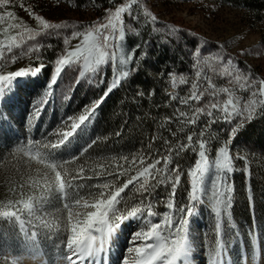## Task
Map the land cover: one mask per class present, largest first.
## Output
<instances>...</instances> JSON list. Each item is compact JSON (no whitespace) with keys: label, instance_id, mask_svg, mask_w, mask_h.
Listing matches in <instances>:
<instances>
[{"label":"snow or ice","instance_id":"1","mask_svg":"<svg viewBox=\"0 0 264 264\" xmlns=\"http://www.w3.org/2000/svg\"><path fill=\"white\" fill-rule=\"evenodd\" d=\"M10 3L11 0H0V25L7 23L6 27L0 28V105L12 94L18 79L34 78L47 68V64L42 62L41 51L52 48V44H45L41 37L62 38L65 47L54 61L53 72L42 97L33 105L34 112L28 118L29 125L32 118H38L43 108L52 102L54 89L64 79L66 69L78 70L74 86H78L81 81L96 86L104 84L101 73L108 66L112 67L113 79L103 95L86 106L82 113L64 119L54 142L28 139L13 147L11 155L23 160L29 169L33 163L39 166L36 168L39 179L29 175L26 181L38 194L24 198L21 192L20 199L0 202V219L14 225L24 241L33 247L38 246L41 235L52 233L60 237L57 244L63 250L60 264H110L108 256L113 241L122 225L130 220L136 221L138 228L131 234L129 246L125 249L120 264H190L189 221L197 211L198 204L210 202V210L215 218V240L210 264H227V238L222 225L225 217L231 220L234 184L229 183V174L235 171V160L245 159L239 154L234 156L230 145L245 122H250L258 113H264V79L254 77L250 72H243L231 57L225 60L222 53L202 56L200 48H196L193 53L196 80L191 83L186 95L170 94V99L178 101L187 111L177 107L173 116L165 117L161 123V127H164L165 123L176 121L178 131L183 133L189 126L197 125L201 116L208 117L207 125L199 132L192 130L187 134L186 143L171 145L168 140H164L168 146L167 155L156 158L140 153L133 155L131 159L128 156H112L100 157L92 163L87 160L77 163L100 140V137H96L87 142L78 153L60 159L57 157V150L66 148L92 123L96 109L136 70L133 66L134 57L141 45L126 49V31L136 35L140 33L132 24L125 23L124 15L127 14L132 21L139 20L133 6H141L142 0H126L116 6L115 10L106 9L104 22L89 25L50 23L26 8L41 26L40 31L23 23L8 22L15 18L14 12L7 11ZM143 15L146 22H157V17L147 8L143 9ZM69 28L72 29L70 35L66 34ZM12 29L18 31L10 34ZM164 29L169 35L173 31H181L168 25ZM77 38L80 42L70 48L71 40ZM32 54H36V59L41 61L39 64L5 72L9 64H15ZM205 67L212 75L204 70ZM169 76L173 87L188 83L184 74L169 73ZM214 76L226 77L228 83L236 87H218L214 83ZM237 92H247L248 96L242 97ZM138 94L144 95L143 92ZM205 97L207 100L201 106L200 102ZM69 99V95L64 93L63 100ZM193 101L196 103H192ZM0 116L7 119L3 113ZM234 120L237 121L236 124H233ZM217 122L230 125L229 139L216 150L215 157L210 159L209 128ZM171 134L176 136L175 132ZM148 147L151 148V144ZM188 149L197 158L187 169L188 203L177 206L176 192L184 171L179 164L173 168H169V165L173 161V153L178 157ZM148 159H151V163L147 162ZM6 160V157H0V165ZM106 160H111L112 164L102 162ZM161 164L162 167L159 166ZM86 172H91L92 175H86ZM133 172L135 174H130ZM93 177L97 182L88 183ZM121 177L127 179L118 186ZM169 184L171 191L164 201L169 211L161 215L154 211L151 194L159 186L167 187ZM24 186L19 184L20 189ZM129 186L142 197L131 206L122 195ZM10 191L15 192L16 187H12ZM122 203L123 208L120 207ZM2 259L3 264H20L19 256L5 255Z\"/></svg>","mask_w":264,"mask_h":264},{"label":"rangeland","instance_id":"2","mask_svg":"<svg viewBox=\"0 0 264 264\" xmlns=\"http://www.w3.org/2000/svg\"><path fill=\"white\" fill-rule=\"evenodd\" d=\"M259 1L263 4L260 11L257 7ZM125 2L126 0H117L109 8H104L102 6L95 7L90 0H11L7 11L14 12L15 18L8 22L23 23L33 30L40 31L41 26L25 10L30 8L33 13L42 16L50 23L89 25L95 22H104L106 9L115 10L116 6ZM256 2L252 3V7L249 8L242 3V0H142L141 6H133L134 13L140 17L139 20L132 21L127 14L124 15L125 23L132 24L140 33L136 35L126 31V49L130 50L137 44L141 47L134 57L133 66L136 70L131 72L129 78L124 80L122 85L141 72L143 75L142 80L149 79L153 86L157 87V90H161V84H166L169 99L170 94L184 96L188 93L191 83L196 80L193 68V53L196 48H200L202 56L222 53L225 60L231 57L243 72H250L254 77L264 79V0H257ZM144 8H147L157 17L156 23L146 22L143 15ZM165 25L181 31L179 33L173 31L169 35L164 29ZM6 26L7 23L0 25V28ZM154 29H160V31ZM71 30L69 28L66 34L70 35ZM16 31L18 29L10 30V34H15ZM40 39L45 44H52V48L42 49V58L43 52L48 50L53 53L54 59L49 63H46L43 59L42 62L47 64V68L38 76L18 79L12 94L5 99L3 105H0V113L7 116V119L0 116V157L7 158L5 163L0 165V182L12 178L17 185L15 193L9 195L0 193V202L9 199H20L21 192L28 190H30V195L38 194L37 190L30 188L26 181L29 175L39 179L36 174V168L39 166L33 163L31 169H29L23 160H20L19 157L14 158L11 155L13 147L25 143L28 139L54 142L57 139L56 132L62 127L64 119L67 116H77L82 113L86 106H90L93 101L103 95L107 85L113 79L112 67L108 66L101 73L105 81L104 84L96 86L81 81L78 86H74L78 70L66 69L64 79L54 89L52 102L43 108L38 118L33 117L32 123L29 125L28 118L34 112L33 105L42 97L53 72L54 61L65 47L62 38L41 37ZM79 42V38L73 39L69 47H74ZM40 62L36 59V54H32L18 60L15 64H9L5 72L33 67ZM204 70L209 71L207 67ZM169 73L184 74L188 79V83L184 85L177 84L173 87ZM209 75H212L210 71ZM213 79L218 87H236V85L229 84L226 77L214 76ZM204 86L206 87L207 84L205 83ZM64 93L69 95V100H63ZM237 95L246 98L248 93L237 92ZM206 100L207 97L201 100L200 105L202 106ZM170 102L172 104L171 111L156 116V131L153 133L155 140L152 137L146 143V148L149 149L147 156L152 158L167 155L166 149L168 146L165 145L164 140H168L171 145L178 142L186 143V136L190 131L199 132L208 123L209 118L201 116L197 125L189 126L183 133L178 131L176 121L165 123L164 127H161L165 117H172L177 107L187 111L184 106L179 105L178 101L170 99ZM192 103L195 104L196 102L193 101ZM134 104H137V102L135 101ZM101 105L96 109L92 123L82 130L66 148L57 150L58 158L65 159L78 153L87 142L96 137ZM189 115H191V112H189ZM236 123L237 121L234 120L233 124ZM247 123L245 122L243 127ZM243 127L238 130L230 145L234 156L239 154L245 159L235 160V171L229 174V183L234 184L232 206L230 208L231 220L229 221L225 217L222 228L226 234L227 252L230 255L232 264H244L242 243L249 264H255L254 245L258 243L264 264V191L256 192L250 188V180L260 177L257 169H264V154H261L259 141L245 139V136L241 133ZM159 131H163L164 134L160 135ZM171 131L184 135L171 141L169 138ZM229 131L230 125L227 123L217 122L211 125L209 128L211 138L208 143L210 159L215 157L216 150L229 139ZM149 144H151V148L148 147ZM189 150L191 151V149H188L178 157L173 153V161L169 165V168H173L179 164L184 171L176 192L177 206L188 203L189 178L187 169L194 164L192 159L187 157L186 153ZM147 162L151 163V159H148ZM159 166L162 167V164ZM250 166H253L256 170L254 173ZM87 182L96 183L97 180L93 177ZM19 184H24V188L20 189ZM131 189L132 187L122 193L127 198L129 206L138 203L142 198ZM170 191V184L167 187L161 185L151 194V201L155 205L154 211L161 215L169 211L165 207L164 201H166ZM24 198H27V196H24ZM120 207H124L123 203ZM76 210L83 211L82 209ZM214 225L215 218L210 210V202L202 205L198 204L197 211L191 217L188 227L191 244L198 254L206 257V264H209L211 260L212 248L214 247ZM127 228L121 235L126 239L119 236L116 240L120 247L117 250L114 248V253L111 254L114 264H120L119 261H121L125 252L124 249L129 246V238L137 230L138 223L135 221ZM128 230L130 231L128 232ZM126 232L128 234H125ZM254 240L255 243H253ZM59 242L60 237L49 233L48 235H41L38 239V246L33 247L30 243L24 241L14 225L0 219V264H3L2 257L5 255L19 256L20 264H26V255L35 251H42L48 264H57L58 257L61 256L63 251L62 248L57 247ZM123 245H125L124 248Z\"/></svg>","mask_w":264,"mask_h":264},{"label":"trees","instance_id":"3","mask_svg":"<svg viewBox=\"0 0 264 264\" xmlns=\"http://www.w3.org/2000/svg\"><path fill=\"white\" fill-rule=\"evenodd\" d=\"M115 1L117 0H90L95 7L102 6L104 8H109ZM256 1L242 0V3L250 8L252 7V3H257ZM257 7L258 11H260L263 7L262 2L259 1ZM42 55L46 63H49L55 57L48 50H45ZM142 77V73L139 72L138 76L128 79L122 86L114 89L108 95L101 105L98 114L96 137H100V140L77 163H84L85 160L88 163H92L93 160L100 157L115 156L119 158L121 156H128L131 159L133 155L140 153H144L147 156L149 149L146 148V143L153 137V133L156 131V116L158 114L169 113L172 109V104L167 94L166 84H161V90H157V87H154L149 79L142 80ZM140 92H143L144 95H139L138 93ZM135 101L137 104H134ZM174 132L176 136H173L171 133L169 135L171 141L184 135L176 131ZM159 133L160 135L164 134L163 131H159ZM241 133L245 136V139L259 141L261 154H264V113L258 114L255 119L248 122L243 127ZM186 154L193 162L197 158L190 150ZM102 162L106 165L112 164L111 160ZM120 163H123V161H120ZM125 167H127L126 164ZM250 167L254 173L256 170L253 166ZM257 170L260 173V177L250 180V188L256 192L264 191V169ZM86 175L92 174L91 172H86ZM112 178L108 177V179ZM126 179L127 177H121L118 181V186L122 185ZM14 186L17 187L15 180L7 178L5 181L0 182V193L4 195L15 193L10 191ZM131 187L129 186V188ZM23 194L24 196L30 195V190L23 192Z\"/></svg>","mask_w":264,"mask_h":264},{"label":"bare ground","instance_id":"4","mask_svg":"<svg viewBox=\"0 0 264 264\" xmlns=\"http://www.w3.org/2000/svg\"><path fill=\"white\" fill-rule=\"evenodd\" d=\"M133 222L135 221H128L127 223H125L124 225H122L119 233L116 235L114 241H113V245L111 248V252L110 255L108 256V260L110 261V264H114V261L112 259V255L114 252V248L117 250V248L120 247V245H118V243H116V240H118V237L122 235L123 231L127 228V226H130ZM128 229V228H127ZM130 230H128L129 232ZM125 234H128L127 232ZM122 237V236H121ZM122 239H126V237H122ZM125 245H123L124 248ZM121 248V249H123ZM193 246L191 244V253L189 256V262L190 264H203L204 263V257L202 256V254H198V252L195 253V256H193ZM125 251V249H124ZM121 254V253H120ZM242 256H243V262L244 264H249L248 262V257L246 254V250L244 247V244L242 243ZM119 257V256H117ZM254 257H255V264H263V257L261 255V251H260V245L258 243H256L254 245ZM225 259L227 260V264H232L231 258L229 253L227 252V255L225 257ZM25 263L26 264H48L45 260V255L42 251H35V252H30L29 255H26L25 257ZM57 264H60V256L58 257V262ZM210 264V262H209Z\"/></svg>","mask_w":264,"mask_h":264}]
</instances>
